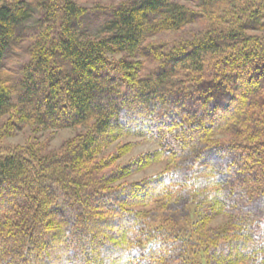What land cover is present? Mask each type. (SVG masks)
I'll return each instance as SVG.
<instances>
[{
  "label": "trees",
  "instance_id": "obj_1",
  "mask_svg": "<svg viewBox=\"0 0 264 264\" xmlns=\"http://www.w3.org/2000/svg\"><path fill=\"white\" fill-rule=\"evenodd\" d=\"M0 122L81 127L0 151V264H264V0H0Z\"/></svg>",
  "mask_w": 264,
  "mask_h": 264
},
{
  "label": "rangeland",
  "instance_id": "obj_2",
  "mask_svg": "<svg viewBox=\"0 0 264 264\" xmlns=\"http://www.w3.org/2000/svg\"><path fill=\"white\" fill-rule=\"evenodd\" d=\"M123 0H78V3L86 8H96L97 6H114ZM192 26H187L185 29L181 30L178 36H175V32L162 33L161 36L153 37V41L160 40H173L177 41L178 38L181 40H186L191 34ZM159 36V35H158ZM15 55L11 57L10 64H13L15 61L24 59L23 50L21 47H18L15 51ZM79 128H41L36 127L33 122L25 124L21 129L6 130L4 122H0V151L3 152H14L21 151L26 145H29L33 140V143H40L44 150H51L60 147L66 140L72 138ZM136 143L131 150H128L121 158L116 160V163L121 164L129 161L130 159L136 157L140 153L149 152L155 149V145L143 139H137L134 136H124L119 140H116L110 144L107 150L104 153H111L115 150L118 145L124 143ZM164 163H154L146 167L141 172H138L132 175L128 181L133 180H142L151 175L156 174L157 172L163 169ZM226 221L223 216H215L210 221V224L221 225Z\"/></svg>",
  "mask_w": 264,
  "mask_h": 264
}]
</instances>
